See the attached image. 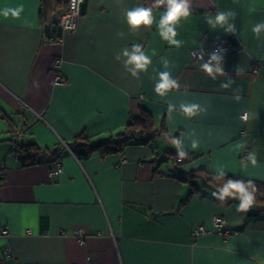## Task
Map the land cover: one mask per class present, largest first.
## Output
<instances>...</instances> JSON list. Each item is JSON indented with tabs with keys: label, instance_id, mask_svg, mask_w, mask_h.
Listing matches in <instances>:
<instances>
[{
	"label": "crops",
	"instance_id": "0c3cea01",
	"mask_svg": "<svg viewBox=\"0 0 264 264\" xmlns=\"http://www.w3.org/2000/svg\"><path fill=\"white\" fill-rule=\"evenodd\" d=\"M152 2L84 0L76 29L63 33L53 21L58 38L44 42L42 0H0V9L24 7L19 19L0 17V223L10 233L8 241L0 239V264H264V212H258L264 205L238 213V202L223 207L200 193L177 210L189 194L180 180L187 172L223 169L226 176L264 183V34L252 33L264 22V0H191L190 16L176 29L180 48L159 36L162 8L152 26L129 30L125 11ZM217 9L236 12L235 35L209 28L205 17ZM225 38L243 50L222 53L225 75L212 79L200 67L209 57L193 61L190 52ZM134 44L155 52L137 77L115 59ZM54 58L62 60L65 85L54 83ZM253 59L260 64L256 77ZM163 71L180 87L160 97L155 85ZM228 79L231 87L222 88ZM169 103L176 106L171 113ZM181 103L204 111L188 118ZM143 112L179 136L192 159L177 165L175 148L162 140L84 161L67 148L79 135L113 136ZM27 143L50 153L65 146L57 159L63 173L50 176V156L24 166L14 147ZM245 150L256 154L255 166L242 160ZM214 217L227 221L230 238H194L193 229L211 228ZM77 230L85 233L83 245Z\"/></svg>",
	"mask_w": 264,
	"mask_h": 264
},
{
	"label": "clouds",
	"instance_id": "9594fccd",
	"mask_svg": "<svg viewBox=\"0 0 264 264\" xmlns=\"http://www.w3.org/2000/svg\"><path fill=\"white\" fill-rule=\"evenodd\" d=\"M163 9L160 14L157 24L159 36L167 41V43L176 48L183 46V41L178 40L176 37L177 26L182 19H187L192 8L191 0H153L148 7L138 6L126 10L124 13V20L128 25V28L132 32L138 31L141 26L145 29L153 25L155 21L154 11L157 9ZM24 12L23 5L17 7H5L0 9V17L3 19H19ZM236 12L233 10L222 11L217 9L214 14H209L205 17V22L210 29H222L225 34L237 33L236 25L234 23L236 19ZM253 35L259 39L264 34V22H256L252 27ZM155 52L152 53V56ZM203 53H200V59L203 61ZM152 56L146 54V51L142 49L139 44H134L130 49L125 47L121 49L120 53L115 57L116 60L123 61L125 71L130 73L132 77H137L140 72L147 70L148 66L152 62ZM222 54L221 50L214 51L207 62H202L200 65L201 70L210 78L216 79L217 76H224L222 67ZM164 67H168V61L164 60ZM233 80L228 79L225 83L221 84V87L228 89L231 87ZM180 87L179 82L172 78L168 71L159 73V82L155 85V92L158 96L164 97L170 90L178 89ZM239 91V90H236ZM239 99V96H236ZM176 108L175 105L169 103L168 111L173 112ZM179 110L186 117L192 118L198 113L203 112L204 109L198 103H181ZM248 119V114L243 117ZM171 146L177 149L176 157L178 161L189 159V151H185V145L183 140L178 137H173L171 134L167 137ZM191 150L195 151L199 147V141L193 139L191 142ZM244 161L255 166L257 164L256 154L249 152L244 158ZM226 173L223 169H217L213 175V179L217 181H224ZM259 191L255 182L251 179L245 181L244 179H228L224 181L215 191L211 192V197L220 202H226L227 200H236V211L238 213H247L253 205L256 203V194Z\"/></svg>",
	"mask_w": 264,
	"mask_h": 264
},
{
	"label": "trees",
	"instance_id": "16d2710c",
	"mask_svg": "<svg viewBox=\"0 0 264 264\" xmlns=\"http://www.w3.org/2000/svg\"><path fill=\"white\" fill-rule=\"evenodd\" d=\"M68 4L69 0H42L40 22L42 26H44L49 40L56 41L58 38L56 33L57 30L53 31L52 28L53 21L58 19V12L60 10L67 11ZM10 126H12L11 123ZM168 135L164 124H161L160 127L157 128L153 117L149 113L143 112L140 117H132L124 129L113 136L101 141H93L84 135H79L67 145V148L72 151L78 160L84 161L92 158L94 155H99L101 158H104L109 155L121 153L130 145L148 146L157 140L169 143L167 139ZM14 148L24 166L37 164L46 156H50L55 160L54 162H56L59 153L66 149L65 146L60 145L55 152L50 153L48 150L40 149L34 143L22 145L17 144ZM189 156L190 158L183 160L182 164L192 159L190 154ZM213 175L214 174L212 173L200 170L184 173L182 177H180V180L188 184L189 194L186 199L181 200L178 203L177 210H180L185 206L193 195L200 193L211 195V192L217 190L224 181L226 182L228 179H243L239 177L225 176L224 181H217L213 179ZM244 180L247 181L249 179ZM253 181L259 189L256 194L255 204L264 205V183L256 180ZM215 201L223 207H231L238 202L236 200H227L226 202ZM258 212H264V210H259Z\"/></svg>",
	"mask_w": 264,
	"mask_h": 264
},
{
	"label": "built area",
	"instance_id": "2783aa9c",
	"mask_svg": "<svg viewBox=\"0 0 264 264\" xmlns=\"http://www.w3.org/2000/svg\"><path fill=\"white\" fill-rule=\"evenodd\" d=\"M83 2L84 0H69L67 11H64L58 17L57 24L63 33L71 32L76 29L77 21L80 15V9H81ZM44 42H50L47 35H44ZM216 50H221V54H222V53H227V52H239L243 50V48L241 46L232 44L230 39L225 38V39L213 41L204 51L192 50L190 52V55L193 61H201V59L199 58L201 52L204 54L203 55V59H204L206 57H210V55ZM253 62L257 66V69H255L253 72L254 77H256L258 75L260 64L255 59H253ZM52 71L54 73V83L56 85H61V86L65 85L66 79L61 74L62 60L60 58L53 59ZM244 116L245 115H243V117ZM23 130L26 131L27 127ZM23 136L24 134L21 133L18 136V139H22ZM247 155H248V151L245 150L242 155V160H244V158ZM175 162L177 165H182L183 163V161H178L177 158ZM62 173H63L62 164L57 161L53 162L50 167V176L56 177L58 175H61ZM208 234H215L219 236L220 238H222L223 241L226 242L230 238V236L233 234V232L229 228L228 223L225 219L221 217H214L211 220V228H206L202 225H198L193 229V237L196 239L202 235H208ZM9 237H10V233L8 229L0 223V239L8 241ZM75 237L80 245L84 244L85 233L82 230H77L75 232ZM3 248H4V255L7 258L11 257L12 250L10 248V245L7 243Z\"/></svg>",
	"mask_w": 264,
	"mask_h": 264
},
{
	"label": "water",
	"instance_id": "95a60500",
	"mask_svg": "<svg viewBox=\"0 0 264 264\" xmlns=\"http://www.w3.org/2000/svg\"><path fill=\"white\" fill-rule=\"evenodd\" d=\"M56 24H57V20H54V26H53L54 28H55ZM172 151L175 152V153H177V150L176 149H173Z\"/></svg>",
	"mask_w": 264,
	"mask_h": 264
}]
</instances>
